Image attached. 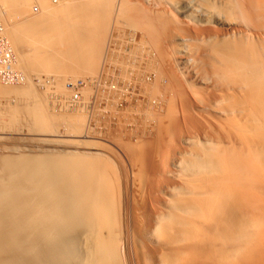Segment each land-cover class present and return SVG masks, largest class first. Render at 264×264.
I'll return each mask as SVG.
<instances>
[{
	"label": "bare ground",
	"instance_id": "bare-ground-1",
	"mask_svg": "<svg viewBox=\"0 0 264 264\" xmlns=\"http://www.w3.org/2000/svg\"><path fill=\"white\" fill-rule=\"evenodd\" d=\"M51 1L0 0V19L24 75L19 83L0 84V125L6 120L14 131V121L26 116L29 128L49 133L66 118L72 136L65 152H0V264H264V0H145L171 7L200 31L193 38L177 35L175 43L176 60L195 86L196 116L208 123L206 134L182 139L186 147L174 151L173 168L164 173L151 172L145 150L133 151L129 142L122 146L133 147L128 156L135 165L97 150L83 133L89 127L79 109L71 111L60 97L58 114L47 101L63 89L67 73L95 69L113 6L121 24L144 3ZM152 20L128 24L144 26L149 39ZM150 59L151 68L160 67ZM31 72L53 75L57 87L37 88ZM158 86L149 89L155 93ZM173 112L164 111L168 121ZM154 118L149 121L160 132L163 119ZM81 131L86 138H77ZM153 181L161 185L159 211L145 200L157 192Z\"/></svg>",
	"mask_w": 264,
	"mask_h": 264
},
{
	"label": "rangeland",
	"instance_id": "rangeland-1",
	"mask_svg": "<svg viewBox=\"0 0 264 264\" xmlns=\"http://www.w3.org/2000/svg\"><path fill=\"white\" fill-rule=\"evenodd\" d=\"M55 1L57 3L60 2L59 0H52L51 2L53 4H57ZM114 1L117 3L119 0H114ZM127 1H130V3L136 2L135 0H133V1L127 0ZM144 1L145 0H142V1L138 0L137 1L138 3H140V5L142 3H144V4H142L143 6L141 5L143 8L141 6H137V8L138 7L140 8V9L138 8L139 11L136 12L138 14L134 13V11H132V10H130L129 14L130 13L133 14V18L135 19V21H137V23L140 22L144 26H148L149 25L148 23L150 22V20L153 19L152 22H155V26H154L153 32L149 33L150 38L149 39L147 38L148 33L146 32L147 29H145V28L143 29L144 26L142 28H139V27L136 28L135 27L136 28L135 29L134 27L132 28V26H135V25L131 26V24H128L130 22L133 24L132 21L134 19L131 18L132 15L130 17L131 19H133L132 21L129 20L130 22H125V19H124V21H122L120 24V22L117 19V17H119V16L117 15V11L115 10V8H117V7L113 6L114 10H112L113 13H111V15H112L111 19L112 20L109 18L110 22H109L108 32L106 33V35H103L105 38L103 36H100L101 38L98 37L99 39H102V41L98 40L99 43L101 42L99 45L100 48H98L99 49L98 51L96 49L95 52H99L98 54H101V55H100V57H98L99 63L94 65V67L96 66L95 69H92V71H91L92 73L90 71L89 72L84 71V72H86L85 73L86 75L83 74L84 72H82L83 75L81 73H79V75H71L70 73L69 74L67 73V75H65L63 77V80H60V81H62V85H63V89H64V90L63 89H61V90L65 91L66 95L61 90H58L59 92H57L54 95H51L48 93L49 95H47V96H49V99L47 98V101L49 102V104L51 103V105H53V107L56 105L54 107V109H55L54 111L58 112V114H61L59 112V110L56 109L57 103H58V100L60 99V97L65 99L64 101H62L63 99L62 100L60 99L61 103L63 102V104L69 105L67 107L73 108V110L71 109V111H76V108L79 109V112L82 115H84L83 117H86V118L82 117L83 118L82 122L87 120L83 124L88 125V127H89L88 130L83 129V133L86 134L85 132L88 131L87 135L90 134V136L88 135L87 138L90 140L94 139L93 140L95 143L94 146L95 147L97 146L96 147V149L98 148L97 150L100 149L99 151H102V152L104 151L105 153L111 155V157L116 158V159L122 158L124 162L125 161L127 162V163L125 162V164L126 165L128 164L127 166H129L132 163L135 165V163L129 161L130 157L128 156L129 155L128 152L133 150V147H134L133 151H135L136 149L137 150L139 149V151H140V149L142 148L141 152L144 149L145 150L144 153L146 152L145 155L148 156V162L146 163V166L147 165L150 166V167H148V168H150V171L154 172L158 169H161L162 173H164V172H166V170L169 171L170 169L173 168V166L171 165V162H172V157L174 155L173 153H175L174 151H176L178 149H184L186 147L185 142L182 141V139L185 140L186 139L185 137H188V136H189L188 138H191V137L195 138L197 136V134H199V136L202 135V133L206 134L204 127L207 129L208 123L205 120L202 121L200 119V117L198 119V117H197L198 115L195 113L196 111H194V110H196L194 108L196 103L192 98L193 97L192 92H193L195 86L191 85V83H190L191 81L189 82L190 79L185 75L186 73H184L181 70L182 69L180 67L181 65L178 63V60H176L177 59L176 54L178 55V51H177L178 45H177V43H175V42H177V39H176L177 35L183 34L184 36L182 35L181 37L193 38V37L197 36V34H199L200 31H199V28L196 27L197 25H195L191 21L187 22V19H185V18L183 19V17L180 16L179 12L172 9L171 7L164 6V5L162 6L161 4H159L160 6L159 5L149 6V3L147 1H145V2ZM137 2L135 4H138ZM30 6H33L34 8H36L38 5H37V2H32ZM129 7L132 8V6H129ZM162 7H164V8H162ZM144 10H146V11H144ZM152 12L153 13L155 12V13L153 14ZM114 13L117 16H115ZM139 13H141V14H139ZM146 16H147V18H146ZM164 16L167 17L166 20H165ZM114 17H115V19H114ZM143 17H145L146 19ZM153 17H155V18H153ZM120 18H122V17H119V19ZM167 19H168V21H167ZM122 20H123V18H122ZM166 24H167V26H166ZM112 29H113V31H112ZM169 34H171V35H169ZM193 35H195V36H193ZM153 36H154V38H153ZM95 41H96V39H95ZM98 41H97V43H98ZM175 44H176V49H175ZM143 46H144V48H143ZM154 53H155V55H154ZM155 56H157V57H155ZM158 56H159V58H158ZM151 57L154 58V61H156V64H157V62L159 63L158 64L160 66L159 68H157V69L151 68V67H153V64L151 65L152 62H150ZM158 59H159V61H158ZM174 59L176 61H174ZM93 70H95V72ZM161 70H163V71H161ZM52 72L53 71H51V74H52ZM90 73H91V75H90ZM158 73L160 75V78L163 77V79H161L163 81H161L159 79V76L157 77ZM183 73H184V76H183ZM48 74L41 73L38 75L37 73L31 72L30 77L35 78L33 80V83L37 88H39L41 90L44 89L45 86L51 87V88H53V87L56 88L57 86L55 85V82L53 80H51V79H53V77H52L53 75L51 76L49 74L51 76L50 77ZM37 77L40 78V81H37V79H36ZM79 78L83 79L85 85L80 90V93H81L80 101L77 103H74L73 101H71V98H70L71 91H69V89L66 87V83H67V81H73V80H76ZM156 78H158L159 81ZM168 78H170V79H168ZM140 81H141V84H140ZM153 81L155 82V84L159 85L157 87L155 93H154V91L151 92L149 89V87H151V85L154 84ZM172 81H173V83H172ZM187 81H188V83H187ZM163 83H164V85H163ZM165 83H166V85H165ZM171 83L173 85H171ZM167 84H169V85L167 86ZM146 85H149V86H146ZM189 85H191V86H189ZM121 86H122V88H121ZM192 88H193V90L190 91ZM157 91H159V92L157 93ZM58 93H60V94H58ZM50 96H51V99H50ZM52 98H54V101H52L53 100ZM167 98H168V100H167ZM169 99H170V101H169ZM190 99H192V100H190ZM113 100H115L116 102H114ZM81 101H83V102H81ZM168 101L172 102V103H169ZM52 102H53V104H52ZM167 104H170V106ZM74 108H75V110H74ZM167 108H171L172 112L174 111L173 112V114H174L173 118L174 119H170L173 121H170V120L168 121L167 118L165 117L166 115L164 114V111L166 112ZM66 109L62 111V108H61L60 111L64 112V113H62L63 115L66 113L67 115H65V116H68L69 112L71 113V111L69 110V108H66ZM126 110H127V112H126ZM153 110L155 111V113ZM176 111L178 112V114ZM158 113H160V114H158ZM86 114H87V116H86ZM153 115L155 117L154 119H156L157 117L159 119L161 118V120L163 119L162 123H164V126H163L164 129L161 130L160 132H158L156 127L154 128L151 125L152 123L149 121ZM162 115H164V116H162ZM146 116H148V117L146 118ZM22 117L23 118H21V116H20V118L18 117L19 119L15 120L16 122L14 121L13 124H14V126H16L15 127L16 129L14 128V131L12 130V127L9 128V125H8L9 123H7L6 120H5V122L7 125H5V123L3 122L5 125V128L8 126L7 127L8 129L7 128L6 129L9 131L11 130L10 131L11 133L6 131V129H4L2 127L4 125H2V124H1L2 126L0 125V130H2V129L4 130L3 132L0 131V147L2 148V149L0 148V152L5 151L6 153H8L7 150L11 149V151H12L13 148H15V147L17 149H14L15 150V151L13 150L14 152H16V150L17 151L19 150V151H21L20 153H24V154H33V153L37 154V153H40V151H41V153L42 152L47 153L46 151H48V152L53 151V149H54V151L55 150L58 151L57 149H59L58 152H61V151L65 152V151L72 149V143H70V141H69V139L72 136H70V134H69L71 132H70V128H68L67 123L65 122V119H66L65 117H64L65 119L63 121L60 119H57L56 121H58V123L55 122L56 127L54 128L55 132H53V130H52L51 132L49 131V133L44 132V131L39 132L37 130L35 131L34 128H32V129L29 128V126H28L29 120H27L26 116H22ZM204 121H205V123H204ZM67 122H69V121H67ZM170 122H172V123H170ZM20 124H21V127H20ZM68 125H69V123H68ZM169 125L170 126L172 125L171 126L172 127L171 134H167L168 133L167 131L165 132V127L169 126ZM58 126H61V127H58ZM1 127H2V129H1ZM202 129L204 132H202ZM194 130H195V132H194ZM64 131H65L66 135H65ZM5 132L6 133L8 132V133L6 134ZM83 133H82V131L80 133H77L76 135H79V136H77V138H81V139L86 138V137L82 136ZM207 133H208V131H207ZM184 135H186V136H184ZM2 138H4L5 140ZM52 138L53 139L56 138V139L53 140ZM57 138H58V140H57ZM134 140H135V142H134ZM122 141H123V143H122ZM139 141H142V142L139 143ZM124 142L125 143L129 142L128 144L132 145L133 147L131 146V148H129L130 150H127V148L130 146L128 144H127L128 147L126 145L122 146L123 144H125ZM148 142H149V144H148ZM145 143H147V145L143 148ZM1 145H3V146H1ZM81 145L83 146V144H80V145L74 144L73 147L75 149H80ZM94 146L92 145V147H94ZM83 147H82V149H85ZM85 147H87V146H85ZM149 159H150V161H149ZM163 180H167V177H163ZM168 181H170V180H167V182ZM172 181L173 180H171L170 182H172ZM153 182H154L153 191H157V192L155 193V195H152V197H145V200H146L149 208L152 209V211H154V210L159 211L160 208L157 207V205L155 203H156V200L161 198V196L158 193V190L161 188L159 186H161V185H160L159 181L157 183L155 181H153ZM148 198L150 200H148ZM152 198H153V200H152Z\"/></svg>",
	"mask_w": 264,
	"mask_h": 264
},
{
	"label": "built area",
	"instance_id": "built-area-1",
	"mask_svg": "<svg viewBox=\"0 0 264 264\" xmlns=\"http://www.w3.org/2000/svg\"><path fill=\"white\" fill-rule=\"evenodd\" d=\"M24 79L20 69L16 67V56L0 19V84H16ZM85 85L83 79L67 81L66 87L71 91V101L77 103L81 99V88Z\"/></svg>",
	"mask_w": 264,
	"mask_h": 264
}]
</instances>
